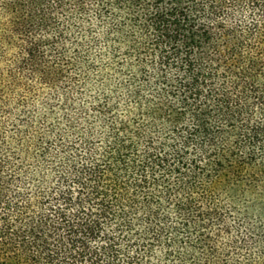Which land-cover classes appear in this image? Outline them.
<instances>
[{
	"label": "trees",
	"instance_id": "16d2710c",
	"mask_svg": "<svg viewBox=\"0 0 264 264\" xmlns=\"http://www.w3.org/2000/svg\"><path fill=\"white\" fill-rule=\"evenodd\" d=\"M0 264H264V0H0Z\"/></svg>",
	"mask_w": 264,
	"mask_h": 264
},
{
	"label": "rangeland",
	"instance_id": "374dc122",
	"mask_svg": "<svg viewBox=\"0 0 264 264\" xmlns=\"http://www.w3.org/2000/svg\"><path fill=\"white\" fill-rule=\"evenodd\" d=\"M254 215H255V213H254Z\"/></svg>",
	"mask_w": 264,
	"mask_h": 264
}]
</instances>
